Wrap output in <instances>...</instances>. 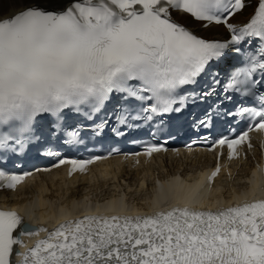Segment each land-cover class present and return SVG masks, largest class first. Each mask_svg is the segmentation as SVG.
Listing matches in <instances>:
<instances>
[{
  "label": "snow or ice",
  "instance_id": "snow-or-ice-1",
  "mask_svg": "<svg viewBox=\"0 0 264 264\" xmlns=\"http://www.w3.org/2000/svg\"><path fill=\"white\" fill-rule=\"evenodd\" d=\"M18 2L0 18V163L15 164L41 139L75 151L100 145L104 154L67 158L49 148L42 155L55 158L52 167H0V190L62 166L69 177L87 175L120 154L116 141L135 142L146 127L155 136L189 104L208 105L193 127L208 130L200 141L216 167L186 193L161 186L147 213L111 200L74 206L49 228L0 208V264H264V164L237 202L212 208L200 196L212 190L225 148L238 159L257 133L264 150V0ZM248 8L247 22H231ZM179 14L226 35H197ZM168 151L146 143L124 159L139 165Z\"/></svg>",
  "mask_w": 264,
  "mask_h": 264
},
{
  "label": "bare ground",
  "instance_id": "bare-ground-1",
  "mask_svg": "<svg viewBox=\"0 0 264 264\" xmlns=\"http://www.w3.org/2000/svg\"><path fill=\"white\" fill-rule=\"evenodd\" d=\"M253 2H254V0H253ZM19 9H20V4H19L18 0H0V18H7V17L15 14ZM251 12H252L251 8L246 9L242 15H237V17H235L234 23L242 24L244 21H247V18L250 16ZM182 19L184 22H191V20L187 17H182ZM192 26L199 27L198 25H195V24H192ZM213 32L219 33L222 35L225 34L224 30L221 27L214 28ZM206 36H209L208 33ZM107 185H108V183H102V184L98 183L95 187L99 188L100 186H107ZM51 186H52V188L57 186V187H55L57 189V191H61L62 184H57L55 181V178H51ZM95 187H93V188H95ZM40 189L42 192H40V194H39V196H40L39 203H41L45 206H49L50 209L54 213H57L59 211V206L58 207L53 206L51 204L52 202L50 203V201H52V200H47V198H45L43 196V194L46 193V196L48 197L49 193L52 191H49L45 185L41 186ZM34 191H35V188L30 193L32 194ZM86 195L88 196V198L90 197V190H88L86 192ZM98 195H100V194H98ZM22 197H25V195H22Z\"/></svg>",
  "mask_w": 264,
  "mask_h": 264
},
{
  "label": "rangeland",
  "instance_id": "rangeland-1",
  "mask_svg": "<svg viewBox=\"0 0 264 264\" xmlns=\"http://www.w3.org/2000/svg\"><path fill=\"white\" fill-rule=\"evenodd\" d=\"M103 190V191H102ZM105 190L106 189H101V190H98V191H93L92 194H91V197H92V201H94L97 198H99L101 195H103L105 193ZM103 192V193H102ZM97 193V194H96ZM61 193H57L56 194V197L51 199L52 201V204L54 206L58 205V203H60L62 200H63V195ZM100 194V195H98ZM93 195V196H92Z\"/></svg>",
  "mask_w": 264,
  "mask_h": 264
}]
</instances>
